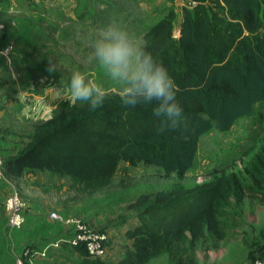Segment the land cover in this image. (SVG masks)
I'll use <instances>...</instances> for the list:
<instances>
[{
    "label": "trees",
    "instance_id": "16d2710c",
    "mask_svg": "<svg viewBox=\"0 0 264 264\" xmlns=\"http://www.w3.org/2000/svg\"><path fill=\"white\" fill-rule=\"evenodd\" d=\"M195 1L194 7L183 5L179 19L171 0L145 29L141 43L175 81L186 130L157 132L161 120L153 116L156 101L133 108L120 94H108L95 109L66 102L34 126L14 155H0L4 174L18 179L28 172L52 171L96 187L108 184L120 161L128 160L156 166L166 176L185 175L194 167L205 133L229 131L238 120L252 117L256 105L264 104V0ZM3 30L4 38L10 25ZM4 85L0 75V87ZM245 174L251 182L240 173L221 172L193 186L177 182L142 193L130 204L138 209L139 223L126 230L131 245L118 264H146L160 254H167L169 263L193 264L205 235L225 236L220 215L233 196L243 192L264 204V143ZM61 226L64 231L55 241L68 236ZM61 244L79 253L69 264H108L89 256L84 245Z\"/></svg>",
    "mask_w": 264,
    "mask_h": 264
},
{
    "label": "rangeland",
    "instance_id": "374dc122",
    "mask_svg": "<svg viewBox=\"0 0 264 264\" xmlns=\"http://www.w3.org/2000/svg\"><path fill=\"white\" fill-rule=\"evenodd\" d=\"M154 1L0 0V75L5 81L0 87V155L5 159L14 155L27 143L36 124L68 102L66 93L73 72L84 73L108 94H119L118 86L90 59L92 43L98 30L111 22L142 43L145 29L166 7L156 6ZM4 24L10 25L11 33L3 38ZM175 35L179 36L178 21ZM8 46L11 50L5 54ZM49 62L56 71L47 70ZM263 143L264 104L259 103L252 117L238 120L229 131L205 133L194 167L185 175L166 176L156 166L128 160L120 161L108 184L96 187L52 171L28 172L22 179L4 174L0 182V264H25L21 256L25 245L43 247L60 237L64 230L50 217L52 212L81 216L96 230L117 232L138 219V209L130 204L142 193L167 189L177 182L193 186L221 172H237L251 182L245 168ZM14 189L29 202L27 221L21 229H11L5 211L6 198ZM33 217L40 220L39 237L33 236L37 233L32 232L36 224ZM220 218L225 236L205 235L196 248L202 257L209 248L223 253L229 264H250L264 258V204L238 193ZM160 258L157 255L154 260ZM76 260L68 245L61 244L42 261L69 264Z\"/></svg>",
    "mask_w": 264,
    "mask_h": 264
},
{
    "label": "clouds",
    "instance_id": "9594fccd",
    "mask_svg": "<svg viewBox=\"0 0 264 264\" xmlns=\"http://www.w3.org/2000/svg\"><path fill=\"white\" fill-rule=\"evenodd\" d=\"M90 59L118 86L122 101L129 107L158 102L153 109V116L161 120L157 132L186 130L187 118L176 99L175 81L120 24L111 22L98 30ZM47 70L51 73L56 68L49 62ZM66 95L73 105L87 103L95 109L104 103L108 93L84 73L73 72Z\"/></svg>",
    "mask_w": 264,
    "mask_h": 264
},
{
    "label": "built area",
    "instance_id": "2783aa9c",
    "mask_svg": "<svg viewBox=\"0 0 264 264\" xmlns=\"http://www.w3.org/2000/svg\"><path fill=\"white\" fill-rule=\"evenodd\" d=\"M183 5L194 7L197 4L195 0H182ZM11 47L8 46L4 53L8 54ZM4 177V159L0 156V182ZM29 205L22 194L14 189L6 198L5 211L8 217V224L11 229H21L27 221L26 211ZM50 217L64 225L68 230V236L57 239L48 245L32 249L24 247L22 257H27L28 264H35L36 258L47 257L51 248L59 247L62 242H68L72 245H84L89 256L104 259L108 253V242L110 239L106 231H100L92 226L81 216H67L60 212H52ZM26 264V263H25ZM250 264H264V258L254 260Z\"/></svg>",
    "mask_w": 264,
    "mask_h": 264
},
{
    "label": "crops",
    "instance_id": "0c3cea01",
    "mask_svg": "<svg viewBox=\"0 0 264 264\" xmlns=\"http://www.w3.org/2000/svg\"><path fill=\"white\" fill-rule=\"evenodd\" d=\"M68 2H74V0H67ZM176 6L178 9V17L179 19L182 17V7L184 2L182 0H175ZM153 3V2H152ZM170 3L169 0H155L153 4L156 6H166ZM153 4L149 3L150 6ZM146 5V4H144ZM148 9H152V7H146ZM147 9V10H148ZM2 29L4 28V25L1 27ZM34 173H32L33 175ZM23 178V177H22ZM18 178V179H22ZM29 204V202H28ZM35 217H33V221L36 222L35 227L32 228V232L36 231L37 233H33L34 237H39V223L40 220H35ZM31 219V218H29ZM42 221V220H41ZM139 223V220L136 219L133 224L125 227L122 231V229H118L117 232L112 231V230H104L106 231L109 236V242H108V253L106 257L104 258L105 262L108 264H118L121 259L123 258L125 247L127 245H131V242L129 239H127L125 232L129 228L135 227ZM121 232V235H120ZM124 243V244H123ZM77 258L79 257L78 252H73ZM158 256H161L159 261L154 260V258H151L146 264H169V257L167 254H160ZM223 253H219L216 249L210 250L209 248L205 250V256L202 257L201 252L199 250H196V260L193 264H229L228 259L222 257ZM227 257V256H226ZM45 262L40 259L37 264H44Z\"/></svg>",
    "mask_w": 264,
    "mask_h": 264
}]
</instances>
